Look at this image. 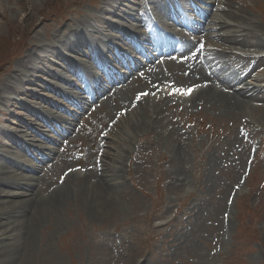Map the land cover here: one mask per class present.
I'll return each instance as SVG.
<instances>
[{"label": "rangeland", "instance_id": "rangeland-1", "mask_svg": "<svg viewBox=\"0 0 264 264\" xmlns=\"http://www.w3.org/2000/svg\"><path fill=\"white\" fill-rule=\"evenodd\" d=\"M65 1L78 3L69 6L63 18L42 20L57 9V0H0V195L9 191L10 185L19 184L17 179L22 177L28 179L30 186L22 195L0 197V226L5 224L0 230L21 226L20 239L26 233L24 218L30 220L35 204L44 197L38 190L52 187L66 169L93 168L98 159L97 148L89 143L73 153L63 150L60 140L51 148L59 139L54 134L55 124L64 117L76 116L79 120L78 111L67 102L72 95L81 96L75 92L77 84L84 87L89 79L103 75V68H96L91 60L104 62L109 51L102 54L93 48L98 43L94 39L102 37L132 53L126 43L130 37H123L115 27L129 26L134 21L114 11V0ZM240 1L228 0L258 24L254 29L257 28L255 35L259 38L253 40L258 41L259 47L254 41L249 51H241L242 57L233 50L223 59L228 60L229 66L242 64L245 68L261 61L258 73H264V18L251 11V6H264V0H245L242 5ZM121 4L122 10H153L155 19L167 7L166 0H123ZM142 15L147 16L143 12ZM234 17L246 24L239 16ZM29 32L27 47L21 56L12 59V49L21 43L17 37ZM106 48L114 53L113 46ZM188 78L183 80L188 82ZM65 79H70V83ZM135 88L122 93L132 97ZM144 89L142 85L140 91ZM261 94L264 97V90ZM105 96H110V92H105ZM259 103L261 107L231 111L238 110L237 114L209 107L189 109L185 113L195 119L182 124L171 117L166 107L160 117L155 116L154 123L140 113L142 121L137 120L140 125L136 127L130 123L138 117L131 120L126 113L123 123L112 125L114 136L99 138L107 146L101 170H87L82 180L71 181L72 195L63 205L58 221H52L51 216L41 218L40 226L34 229L33 250L26 264H264V101ZM107 107L108 102L103 109L95 108L92 120L105 118L110 123L115 112L128 108H113L112 103L111 111L104 109ZM176 111H181V107ZM42 118L49 125L41 122ZM121 134L126 143L120 139ZM27 139L32 147L24 144ZM74 146V142L69 144L70 148ZM41 159L47 163L42 168ZM21 164L26 168L28 165L27 170ZM91 180L101 185V195L108 191V197L113 199L109 210H104V206L96 210L86 203L93 187L88 185ZM40 182L41 190L37 189ZM64 182L59 181V185ZM114 182L119 183V191L114 192ZM17 238L0 240V255L8 254L1 258L4 264H19L10 263L19 256L21 242Z\"/></svg>", "mask_w": 264, "mask_h": 264}, {"label": "bare ground", "instance_id": "bare-ground-1", "mask_svg": "<svg viewBox=\"0 0 264 264\" xmlns=\"http://www.w3.org/2000/svg\"><path fill=\"white\" fill-rule=\"evenodd\" d=\"M115 3V2H114ZM109 5V4H108ZM116 5V4H115ZM111 6V5H110ZM114 6V5H113ZM153 6V5H152ZM157 7V6H156ZM113 9V8H112ZM114 10V9H113ZM102 13V12H101ZM110 13V12H109ZM120 13V12H119ZM155 14V13H154ZM111 15V13H110ZM116 15V14H115ZM119 15V14H118ZM122 15V14H121ZM225 14H214V17L211 19V21L216 23V26L212 27V28H218L219 26H230L233 25L235 27V30H230L228 31V33L230 34H235L233 37H231L229 39V42L232 44L237 45L236 47L239 49L240 46H247V42L244 40H249L247 38H244L243 36L239 35L243 32V30L247 29L246 24L236 20V22L230 21L227 18H225ZM246 16V15H245ZM239 17L244 21H246V23L250 22V19L244 17L242 14L239 15ZM99 22V21H98ZM104 23V22H102ZM81 24V23H80ZM101 24V23H100ZM119 25V24H118ZM90 26V25H89ZM85 27V26H84ZM97 27V26H96ZM103 27V26H102ZM113 27V26H111ZM79 28V27H78ZM207 28H211V27H207ZM93 30V29H92ZM95 30V29H94ZM113 30V29H112ZM122 34H124L123 32L125 31L124 28L122 30V28L119 29ZM257 28H255L252 31H256ZM96 31V30H95ZM94 31V33H95ZM115 31V30H114ZM118 31V30H117ZM258 31V30H257ZM256 31V33H257ZM92 32V31H91ZM135 33H137V31H135ZM254 33L255 32H251V38L254 37ZM76 34V33H75ZM121 34V33H120ZM95 35V34H93ZM100 35V34H99ZM129 35V34H128ZM92 36V35H91ZM72 37V36H71ZM96 37V36H95ZM124 37V36H123ZM255 37H257L255 35ZM102 38V37H101ZM100 38V43L101 42H105L104 40H102ZM122 38V37H121ZM250 38V37H249ZM259 37H257L258 39ZM180 40V39H178ZM256 41V39H255ZM260 41V40H259ZM97 42V41H94ZM117 42V41H116ZM87 43V42H86ZM108 43V42H107ZM261 43V42H260ZM262 44V43H261ZM260 44V45H261ZM255 47L258 48L259 44L258 41H256L255 43ZM262 47V46H261ZM178 48L181 47H177ZM231 48V47H230ZM254 48V47H253ZM171 49H175L176 48H171ZM105 50V45H102V51ZM111 50V49H110ZM254 51V49H253ZM96 52V51H94ZM105 52V51H104ZM102 53V52H100ZM244 53V52H243ZM247 53V52H246ZM253 53V52H252ZM251 53V54H252ZM264 54V53H263ZM97 56V55H96ZM258 57V55H257ZM256 57V58H257ZM100 58V56L98 57ZM173 58L171 60H174L175 57H170ZM30 59V57H29ZM214 59L217 60L219 62L220 56L219 54H214ZM105 60V59H104ZM255 62V61H254ZM163 64V61L161 60H157L154 63V70H150L147 73V78H150L151 80L157 79L159 76V72H160V68ZM194 72L193 75L189 76L188 78V82H190L191 84H197V83H201L200 81H203L206 83V86L200 90H198L195 94H193L190 98V101L192 102V100L194 99L195 102L197 101H203L206 103H211L213 102L214 105H217L218 107H221L223 109L228 110L229 112L233 111L234 109H238L239 107H245L244 109H246L247 107H251V103L254 101H259L262 102L264 101V97H262L261 92H263L264 90V85H257L258 83L264 82V73H258L257 76H253L251 75V77H253L252 79L255 81L254 83H248L246 84L245 79H243L242 76H240L239 74L235 73H230L231 76L233 77L232 80H230L228 74H224L226 72V70L224 69L225 66H223L222 64L219 66V68H213V65L211 64L209 67H206V69L204 70L201 66V61H195L194 63ZM255 64V63H254ZM253 64V65H254ZM80 65V64H79ZM80 67V66H79ZM80 70V69H79ZM251 74V73H250ZM250 77V75H249ZM136 75H134V77L132 78V80L135 82L136 79ZM155 81V80H154ZM238 81L239 84H243L239 89H236L233 92H229L230 89V85L231 82H235ZM194 86V85H192ZM136 89V88H135ZM120 90L122 92H126L127 90H132V82L131 81H127L125 82ZM130 92V91H129ZM23 94V93H22ZM110 96H112V94H110ZM68 97V95H67ZM73 100H80V99H84L82 96H80L79 98H75L73 95L70 96ZM69 100V99H68ZM111 100V99H109ZM21 101V100H20ZM141 104V103H140ZM139 104V105H140ZM250 105V106H249ZM28 108V107H27ZM249 113L251 110V108H249ZM237 110V111H238ZM235 111V110H234ZM243 111V110H242ZM253 113V112H252ZM251 114V113H250ZM141 115V114H140ZM139 115V116H140ZM158 116V115H157ZM157 118V117H156ZM137 119V118H136ZM140 123V122H139ZM135 125H138L137 122L135 123ZM132 126V125H131ZM136 127V126H135ZM130 128V126H129ZM36 131V130H35ZM37 132V131H36ZM130 131H128L129 133ZM126 133V132H125ZM126 133V134H128ZM29 138V137H27ZM106 139V138H105ZM120 139L123 141V143L127 142V139L125 138L124 135L121 134ZM132 139V138H131ZM15 144H18L16 142V139L13 138V140ZM28 140H23L24 144H27ZM32 141V140H31ZM109 141V140H108ZM106 142V141H105ZM32 143V142H31ZM34 143V142H33ZM125 145V144H123ZM180 145V144H179ZM32 147V145H31ZM44 155L46 156V154L44 153ZM117 161V160H116ZM120 161V157L119 160L117 162ZM124 162V161H123ZM248 162V161H247ZM41 167H43V164L46 165V160L41 159ZM102 163V160L101 162ZM23 165V164H21ZM93 165V164H92ZM24 166V170H27V168ZM117 167V165H116ZM115 168V167H114ZM116 169V168H115ZM64 170V169H63ZM88 171H94L96 172L95 169H87ZM101 170V169H100ZM113 170V169H112ZM114 171V170H113ZM47 172V171H45ZM115 172V171H114ZM82 174L78 173V172H72L70 173L68 176H66L62 182V185H56L55 187H49L44 191H39L38 190V194H43L44 197L39 200L40 202H37L34 206V208L31 211V217L30 220L24 218V229L26 230V233L24 235V237H22V239H20V230H21V226H19L18 228H6L5 230L1 231L0 234V240H9V241H15V238H17V242H21L20 246H19V256L13 257L10 260V263H17L19 261V264H26L28 262L29 256L32 253V247H33V239H34V229L37 228L38 226H40L41 224V218L44 217H49L51 216L52 221H58L59 220V216H60V212L61 209L63 207V205H67L68 203V197H70V195H72V189L74 187H72V182L74 179H79L81 178L82 180ZM117 176V175H116ZM123 177V176H122ZM118 178V177H117ZM108 179V178H107ZM19 184H17V182H14L13 184H17V185H10L8 189H10L7 192H4L3 195H0V197H16L19 195H22L23 193L29 191L30 186L28 185V179L25 177H22L20 179H17ZM87 180V179H86ZM86 180L83 182L85 184ZM103 180V179H101ZM112 180V179H110ZM120 180V179H119ZM42 181V180H41ZM115 181V180H114ZM117 181V179H116ZM115 181V182H116ZM94 180H91V183H89V186H93L92 189L90 190V192L88 193L89 197L86 199V203L89 204L90 206L95 207V209L97 210V208H103L104 206V210H109L110 207L113 206V199L111 200L110 197H108V191H106V194L103 196L101 195V193L103 192V189L99 186V184H93ZM104 182H106L104 180ZM103 182V183H104ZM109 182V180H108ZM114 182V183H115ZM118 182V181H117ZM116 182V183H117ZM113 183V182H112ZM112 184L114 187V192L118 190V184L116 185ZM107 185V184H105ZM16 186V188H15ZM43 185L41 184V182L39 184H37V189H40ZM121 186V185H120ZM70 187V188H69ZM12 188H14V190H11ZM43 188V187H42ZM41 188V189H42ZM40 189V190H41ZM119 191V190H118ZM33 200H35V197H33ZM71 201V200H70ZM115 202V201H114ZM2 204V203H1ZM109 212V211H108ZM20 213V211H16V214ZM106 214V213H105ZM63 216V215H62ZM26 217V215L24 216ZM51 221V222H52ZM34 223V225H33ZM52 224V223H51ZM5 224H2L0 227H2ZM6 227V226H4ZM6 243H13V242H7ZM8 254H2L0 255V264H4L1 261V258L7 256ZM23 262H20L22 261Z\"/></svg>", "mask_w": 264, "mask_h": 264}, {"label": "snow or ice", "instance_id": "snow-or-ice-1", "mask_svg": "<svg viewBox=\"0 0 264 264\" xmlns=\"http://www.w3.org/2000/svg\"><path fill=\"white\" fill-rule=\"evenodd\" d=\"M146 95V94H145Z\"/></svg>", "mask_w": 264, "mask_h": 264}]
</instances>
